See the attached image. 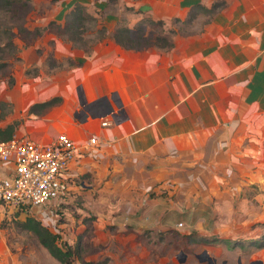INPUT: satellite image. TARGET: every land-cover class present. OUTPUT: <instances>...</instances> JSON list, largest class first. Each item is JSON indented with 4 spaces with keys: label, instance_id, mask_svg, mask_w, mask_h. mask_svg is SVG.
<instances>
[{
    "label": "crops",
    "instance_id": "obj_1",
    "mask_svg": "<svg viewBox=\"0 0 264 264\" xmlns=\"http://www.w3.org/2000/svg\"><path fill=\"white\" fill-rule=\"evenodd\" d=\"M64 2L54 17L64 18L75 0ZM128 4L161 28L175 23L170 44L106 37L82 55L57 47L73 62L48 77L45 93L61 99L14 134L47 143L66 133L78 145L66 169V208L125 227L128 237L163 235L178 222L203 227L208 200L217 204L226 188L264 179V0ZM192 249L246 263L243 250Z\"/></svg>",
    "mask_w": 264,
    "mask_h": 264
},
{
    "label": "rangeland",
    "instance_id": "obj_2",
    "mask_svg": "<svg viewBox=\"0 0 264 264\" xmlns=\"http://www.w3.org/2000/svg\"><path fill=\"white\" fill-rule=\"evenodd\" d=\"M62 1L0 0V127L13 123L15 131H21L37 124L33 114L40 115L42 109L31 110L32 104L53 97L45 93L48 77L72 60L59 55L57 47L70 45L75 54H86L94 43L113 37L126 26L132 32L120 29L119 41L164 46L176 26L161 28L148 15L137 13L129 0H99L97 5L75 0L59 19L61 12L54 16ZM75 4L82 5L85 12L82 20L74 22L80 30L77 34L67 25ZM222 196L217 204L208 200L211 217L201 222L203 227L198 221L185 222L163 235L154 232L142 237H128L127 228L104 225L94 221L92 214L83 215L65 205L32 211L59 234L60 244L78 242L82 259L105 260L104 264H200L192 246L202 244L220 245L228 254L243 250L246 264L259 260L264 264V179L241 187L232 185ZM25 213L0 205V264H63L25 226ZM190 250L187 261L179 263L178 253Z\"/></svg>",
    "mask_w": 264,
    "mask_h": 264
},
{
    "label": "built area",
    "instance_id": "obj_3",
    "mask_svg": "<svg viewBox=\"0 0 264 264\" xmlns=\"http://www.w3.org/2000/svg\"><path fill=\"white\" fill-rule=\"evenodd\" d=\"M109 122L104 118L101 124ZM88 142L96 144L97 137ZM78 150L66 133L47 143L15 134L0 140V205L25 212L62 205L69 195L66 169Z\"/></svg>",
    "mask_w": 264,
    "mask_h": 264
},
{
    "label": "trees",
    "instance_id": "obj_4",
    "mask_svg": "<svg viewBox=\"0 0 264 264\" xmlns=\"http://www.w3.org/2000/svg\"><path fill=\"white\" fill-rule=\"evenodd\" d=\"M219 1H215L212 5V7H215L219 4ZM84 7L80 4H75L74 8L70 11L71 14L68 15V23L69 29H72L75 34L76 30L80 32L79 29L76 28L75 21L82 20L85 17ZM155 21V20H154ZM158 25L162 26L163 22L161 20L155 21ZM122 32H125L127 34H130L132 32L131 28L126 26L120 28ZM119 29V30H120ZM118 30V31H119ZM118 31H116L113 35L114 39L118 43H122V45H128V46H136V44H128L119 41L118 38L119 34ZM170 42L167 39V45H169ZM60 96H54L52 98H49L47 100L41 101V102H35L31 106V110H35L37 108L43 109L50 105H53L57 103L60 100ZM15 125L13 123H9L4 127H0V140H5L10 138L14 134ZM27 216L25 220L23 221L25 226L29 229H31L36 235L38 236V239L40 243L47 248L49 253L55 257L58 261H60L63 264H70L76 260H79L81 264H104L105 260H89V259H82L81 257V251L78 242L75 244H71L68 242H64L63 244L59 243V234L49 227L47 224L43 223L39 218L35 217V213L32 210L26 211Z\"/></svg>",
    "mask_w": 264,
    "mask_h": 264
},
{
    "label": "flooded vegetation",
    "instance_id": "obj_5",
    "mask_svg": "<svg viewBox=\"0 0 264 264\" xmlns=\"http://www.w3.org/2000/svg\"><path fill=\"white\" fill-rule=\"evenodd\" d=\"M193 256H196L197 260L204 263V264H228V262L224 256H221L220 254H216V253H210L207 250H199V252L194 251ZM186 257H187L186 252L185 253L184 252L179 253L177 256V258L179 260H181L182 258H184V260H185ZM236 264H242L240 257L238 258ZM250 264H262V261H260V260L254 261V262L251 261Z\"/></svg>",
    "mask_w": 264,
    "mask_h": 264
},
{
    "label": "water",
    "instance_id": "obj_6",
    "mask_svg": "<svg viewBox=\"0 0 264 264\" xmlns=\"http://www.w3.org/2000/svg\"><path fill=\"white\" fill-rule=\"evenodd\" d=\"M33 209L35 210L36 208H35V207H33ZM182 260H184V258H182V259H181V261H182Z\"/></svg>",
    "mask_w": 264,
    "mask_h": 264
}]
</instances>
